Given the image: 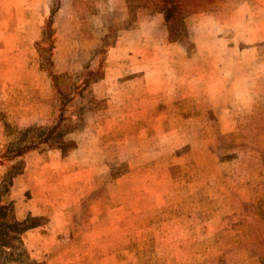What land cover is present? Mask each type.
Returning a JSON list of instances; mask_svg holds the SVG:
<instances>
[{
	"label": "rangeland",
	"instance_id": "obj_1",
	"mask_svg": "<svg viewBox=\"0 0 264 264\" xmlns=\"http://www.w3.org/2000/svg\"><path fill=\"white\" fill-rule=\"evenodd\" d=\"M261 170L264 0H0V183L31 262L264 264Z\"/></svg>",
	"mask_w": 264,
	"mask_h": 264
},
{
	"label": "trees",
	"instance_id": "obj_2",
	"mask_svg": "<svg viewBox=\"0 0 264 264\" xmlns=\"http://www.w3.org/2000/svg\"><path fill=\"white\" fill-rule=\"evenodd\" d=\"M48 27L51 29L50 24ZM33 147L34 142L19 146L9 159L14 160L25 152L34 149ZM7 178L5 176L0 183V264H10L24 259L30 264H36L29 259L21 240L23 233L28 229L26 222H20L13 217L12 204L5 200V196L11 186V178L9 182H6Z\"/></svg>",
	"mask_w": 264,
	"mask_h": 264
},
{
	"label": "crops",
	"instance_id": "obj_3",
	"mask_svg": "<svg viewBox=\"0 0 264 264\" xmlns=\"http://www.w3.org/2000/svg\"><path fill=\"white\" fill-rule=\"evenodd\" d=\"M261 173L263 174V178L258 177V178H256L257 181L258 180L259 181H264V170H261ZM252 180L255 181V178H252ZM243 195H244L243 193L239 194L238 190H237V192L235 194V198H236L235 200L236 201H235L234 205H235L236 217H240V215L242 214V208L247 202L252 201L253 203H255L253 200H251L252 198H250L249 196L248 197H244ZM251 217L260 218V215H256V214L253 213L251 215ZM255 235H258V232H256ZM252 236H254V235H252ZM241 239H243V238H240V240L236 244L240 243L241 241H242L241 243H244L243 242L244 240H241ZM258 241H260V239ZM259 257H261L260 254L257 255V257L255 259L258 260Z\"/></svg>",
	"mask_w": 264,
	"mask_h": 264
}]
</instances>
